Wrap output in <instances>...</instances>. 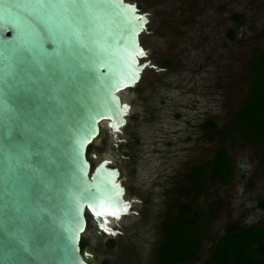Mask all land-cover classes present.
Instances as JSON below:
<instances>
[{"label": "water", "instance_id": "1", "mask_svg": "<svg viewBox=\"0 0 264 264\" xmlns=\"http://www.w3.org/2000/svg\"><path fill=\"white\" fill-rule=\"evenodd\" d=\"M147 22L125 0H0V264H89L86 214L114 236L131 212L88 148L126 123Z\"/></svg>", "mask_w": 264, "mask_h": 264}, {"label": "rangeland", "instance_id": "2", "mask_svg": "<svg viewBox=\"0 0 264 264\" xmlns=\"http://www.w3.org/2000/svg\"><path fill=\"white\" fill-rule=\"evenodd\" d=\"M125 1L148 18L139 39L140 62L149 66L121 93L131 107L125 125L113 138L104 124L90 152L92 166L104 160L119 170L131 212L111 224L114 249L88 215L84 246L92 264H155L163 223L176 205L193 201L206 213L215 204L198 257L181 263L208 264L221 236L264 228V154L231 123L248 92L251 52L264 47V0ZM220 146L229 152L231 178L219 183L205 167L202 192H191L187 174Z\"/></svg>", "mask_w": 264, "mask_h": 264}, {"label": "trees", "instance_id": "3", "mask_svg": "<svg viewBox=\"0 0 264 264\" xmlns=\"http://www.w3.org/2000/svg\"><path fill=\"white\" fill-rule=\"evenodd\" d=\"M246 70L248 92L233 111L231 123L244 140L260 146L264 154V47L253 48ZM205 167L219 183H227L232 176L227 148H216L209 161L191 168L187 174L191 192H202ZM217 210L218 206L212 204L206 213H201L193 201L178 203L176 212L167 215L163 223L155 264H181L196 259L202 236ZM80 245L84 246L83 239ZM107 245L113 247V240ZM211 256L208 264H264V228L249 227L228 232L217 240Z\"/></svg>", "mask_w": 264, "mask_h": 264}, {"label": "flooded vegetation", "instance_id": "4", "mask_svg": "<svg viewBox=\"0 0 264 264\" xmlns=\"http://www.w3.org/2000/svg\"><path fill=\"white\" fill-rule=\"evenodd\" d=\"M91 163H92V162H91ZM87 217H88V214H86V219H87ZM108 236L110 237L109 240H113V242H114L113 247H110L109 249H114L115 246L117 245V243L115 242L114 237H113L112 235H108ZM82 239H83V237H82ZM82 239H81V240H82ZM109 240H108V241H109ZM108 241H107V243H108ZM80 247H81V250H82V251H83L84 249H86L85 246L82 247V246L80 245ZM107 247H108V245H107ZM89 252H90V251H89ZM90 253H91V252H90ZM91 254H92V253H91ZM92 255H93V254H92ZM89 264H92V262H90Z\"/></svg>", "mask_w": 264, "mask_h": 264}, {"label": "bare ground", "instance_id": "5", "mask_svg": "<svg viewBox=\"0 0 264 264\" xmlns=\"http://www.w3.org/2000/svg\"><path fill=\"white\" fill-rule=\"evenodd\" d=\"M109 223H111L112 224V220H110V222Z\"/></svg>", "mask_w": 264, "mask_h": 264}]
</instances>
